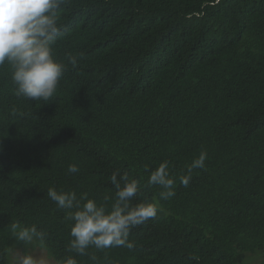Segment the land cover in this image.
<instances>
[{"label": "trees", "instance_id": "1", "mask_svg": "<svg viewBox=\"0 0 264 264\" xmlns=\"http://www.w3.org/2000/svg\"><path fill=\"white\" fill-rule=\"evenodd\" d=\"M57 15L53 55L67 70L48 101L17 95L0 66V264L24 249L13 225L33 224L56 262L89 264L69 250L72 222L47 191L110 208L117 170L139 182L133 205L159 211L131 229L134 249L90 248L99 264H246L264 253V0H64ZM202 150L206 168L185 188L178 177ZM165 160L177 177L169 200L145 171Z\"/></svg>", "mask_w": 264, "mask_h": 264}, {"label": "clouds", "instance_id": "2", "mask_svg": "<svg viewBox=\"0 0 264 264\" xmlns=\"http://www.w3.org/2000/svg\"><path fill=\"white\" fill-rule=\"evenodd\" d=\"M64 0H0V66L6 62L11 68V79L16 93L31 101H48L56 92L67 65L56 59L53 48L61 35L57 10ZM68 63L75 67L76 56L69 55ZM207 152L202 150L178 177L187 188L194 169L206 168ZM76 164L68 167L69 173H77ZM150 171L148 186H158L159 198L169 200L176 195L177 177L171 174L169 162H160ZM110 182L115 186V198L111 207L98 204L87 193L79 198L75 191L49 188L47 196L57 207L65 210L71 221L69 250L78 256H88L89 264H99V258L88 250H104L113 247L134 249L129 241L131 229L155 219L158 207L153 203L132 204V198L140 190L139 182L129 179L126 173L114 171ZM14 236L23 251H17L12 264H49L46 257L32 249L45 240L46 233L36 225H13ZM61 264H78L75 256L63 258Z\"/></svg>", "mask_w": 264, "mask_h": 264}, {"label": "rangeland", "instance_id": "3", "mask_svg": "<svg viewBox=\"0 0 264 264\" xmlns=\"http://www.w3.org/2000/svg\"><path fill=\"white\" fill-rule=\"evenodd\" d=\"M23 251L24 249L16 247L11 251V264L13 261L14 256L16 255L17 251ZM33 251L37 252L36 254L38 255L39 253L42 254L44 257L47 258L49 264H60L56 262L53 258H51L46 249L43 247H38L35 249H32ZM246 264H264V253H256V254H250Z\"/></svg>", "mask_w": 264, "mask_h": 264}]
</instances>
